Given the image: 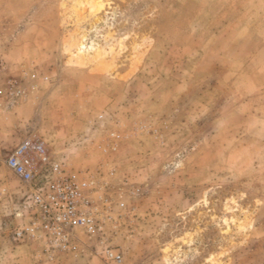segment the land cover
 I'll list each match as a JSON object with an SVG mask.
<instances>
[{"label": "rangeland", "instance_id": "rangeland-1", "mask_svg": "<svg viewBox=\"0 0 264 264\" xmlns=\"http://www.w3.org/2000/svg\"><path fill=\"white\" fill-rule=\"evenodd\" d=\"M29 135L90 183L71 251L14 238ZM0 264H264V0H0Z\"/></svg>", "mask_w": 264, "mask_h": 264}, {"label": "built area", "instance_id": "built-area-1", "mask_svg": "<svg viewBox=\"0 0 264 264\" xmlns=\"http://www.w3.org/2000/svg\"><path fill=\"white\" fill-rule=\"evenodd\" d=\"M6 167L25 188L23 207L26 224L15 230V240L28 238L43 244L46 251H71L76 229L96 234L101 226L93 215L88 192L90 183L54 157L46 141L35 135L25 137L5 158ZM101 258L120 263L121 251L107 246Z\"/></svg>", "mask_w": 264, "mask_h": 264}, {"label": "crops", "instance_id": "crops-1", "mask_svg": "<svg viewBox=\"0 0 264 264\" xmlns=\"http://www.w3.org/2000/svg\"><path fill=\"white\" fill-rule=\"evenodd\" d=\"M222 1V0H221Z\"/></svg>", "mask_w": 264, "mask_h": 264}]
</instances>
